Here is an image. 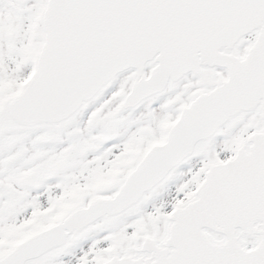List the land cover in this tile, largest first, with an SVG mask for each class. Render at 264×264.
<instances>
[{
    "label": "snow or ice",
    "instance_id": "1",
    "mask_svg": "<svg viewBox=\"0 0 264 264\" xmlns=\"http://www.w3.org/2000/svg\"><path fill=\"white\" fill-rule=\"evenodd\" d=\"M0 264H264V0H0Z\"/></svg>",
    "mask_w": 264,
    "mask_h": 264
}]
</instances>
